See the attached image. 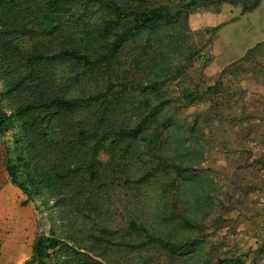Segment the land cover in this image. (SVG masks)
<instances>
[{"label":"trees","instance_id":"16d2710c","mask_svg":"<svg viewBox=\"0 0 264 264\" xmlns=\"http://www.w3.org/2000/svg\"><path fill=\"white\" fill-rule=\"evenodd\" d=\"M224 2L240 4L243 13L259 0H0V136L10 137L2 152L9 183L22 193V205L37 198L44 208H65L70 231L78 216L96 222V233L83 234L90 249L69 232L51 228L33 238L30 256L21 264H47L48 251L57 247L69 250L65 264H103L95 257L110 250L138 254L135 264H149L153 249L183 256L182 262L198 257L197 239L155 235L133 217L110 229L101 223V212L114 178L134 189L170 172L173 178L165 185L198 178L195 168L169 164L152 152L160 135L153 124L170 102L158 98V78L167 72L169 44L185 29L187 14L213 6L216 11ZM263 51L264 39L223 67L201 93L181 89L177 100L187 106L204 96L212 99L222 91L224 75L250 71L244 65ZM190 52L191 47L188 64L200 57L197 50ZM120 61L129 73H118ZM160 124L179 125L169 117ZM152 158L155 165H149ZM138 163L148 164L139 172ZM161 213L162 222L174 221V215ZM179 222L184 231L193 226L183 218ZM257 251L264 253V241ZM243 256L202 264H246Z\"/></svg>","mask_w":264,"mask_h":264},{"label":"rangeland","instance_id":"374dc122","mask_svg":"<svg viewBox=\"0 0 264 264\" xmlns=\"http://www.w3.org/2000/svg\"><path fill=\"white\" fill-rule=\"evenodd\" d=\"M240 10V4L224 2L216 11L213 6L188 13L185 29L169 44L164 60L167 72L158 78V98L170 102L153 124L160 135L152 152L164 156L169 164L195 168L196 181L175 180L165 185L173 178L170 172L158 175L159 182L138 189L116 178L108 184L109 200L101 212V223L108 228H120L133 217L142 220L155 235L199 241L198 257L190 261L182 262L183 256L171 258L153 249L146 257L149 264H202L203 260L238 254L244 255L246 264H264V253L257 251L264 241V53L244 65L250 71L224 75L222 91L209 96L212 99L204 96L187 106L177 100L181 89L201 93L215 82L223 67L264 39V0L249 12ZM189 47L200 57L188 64ZM115 67L119 74L121 70L130 72L123 61ZM158 98L150 99L156 102ZM165 117L179 125L163 128L160 123ZM9 139V133L0 136V224L6 222L9 229L6 235L0 234V264H21L30 256L33 238L48 234L51 228L58 234L69 232L80 247L90 249L83 234L96 233L93 217L78 216L70 231L66 224L69 219L63 218L65 208H44L37 198L20 203L23 195L9 183L3 168V146ZM156 162L152 158L149 165ZM146 164L138 163V171L142 172ZM162 211L174 215V221L162 222ZM179 217L193 226L182 230ZM64 242L73 246L71 241ZM53 250L48 251L47 264H65L68 248ZM79 251L92 254L91 250ZM138 256L110 250L102 258L93 257L103 264H113L115 259H120L118 264H135Z\"/></svg>","mask_w":264,"mask_h":264},{"label":"crops","instance_id":"0c3cea01","mask_svg":"<svg viewBox=\"0 0 264 264\" xmlns=\"http://www.w3.org/2000/svg\"><path fill=\"white\" fill-rule=\"evenodd\" d=\"M9 230L6 222L0 224V234H4L5 231ZM6 235V234H4Z\"/></svg>","mask_w":264,"mask_h":264}]
</instances>
